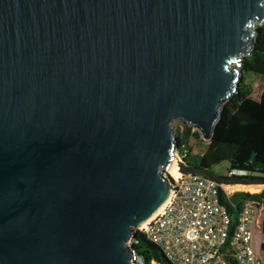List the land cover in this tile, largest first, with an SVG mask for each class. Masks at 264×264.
<instances>
[{
    "label": "water",
    "instance_id": "95a60500",
    "mask_svg": "<svg viewBox=\"0 0 264 264\" xmlns=\"http://www.w3.org/2000/svg\"><path fill=\"white\" fill-rule=\"evenodd\" d=\"M263 22L264 0H0V264H132L171 122L211 140Z\"/></svg>",
    "mask_w": 264,
    "mask_h": 264
},
{
    "label": "built area",
    "instance_id": "2783aa9c",
    "mask_svg": "<svg viewBox=\"0 0 264 264\" xmlns=\"http://www.w3.org/2000/svg\"><path fill=\"white\" fill-rule=\"evenodd\" d=\"M177 175L163 171L170 193L163 206L134 231L161 248L175 264H227L233 257L237 264H264L262 252L254 245L261 229L263 204L258 199L242 203L233 235L227 242L230 218L219 202L220 184L201 175L184 174L177 165L187 153L175 155ZM189 166V165H188ZM246 176L247 172L231 170L228 176ZM134 240L128 243L132 248ZM227 242V244H226ZM132 264H148L132 248ZM150 264H158L151 261Z\"/></svg>",
    "mask_w": 264,
    "mask_h": 264
},
{
    "label": "trees",
    "instance_id": "16d2710c",
    "mask_svg": "<svg viewBox=\"0 0 264 264\" xmlns=\"http://www.w3.org/2000/svg\"><path fill=\"white\" fill-rule=\"evenodd\" d=\"M240 63L242 78L236 91L222 104L220 117L204 154H191L188 145L191 136L189 127L181 133H175L177 150L187 153L185 161L191 167L211 169L227 162L230 170L247 172L245 177H250L249 173L264 174V89L259 98L254 99L252 86L245 80V76L252 74L264 77V22L256 26L250 53ZM194 134L198 136L197 132ZM225 185L220 184L218 191L219 202L230 218L227 242L233 235L242 203L247 199H258L263 204L260 250L264 255V191L253 194L250 191H237L228 194L223 187ZM132 239V248L146 263L150 264L153 260L158 264H175L142 232L134 231ZM226 259L227 264H237L233 257Z\"/></svg>",
    "mask_w": 264,
    "mask_h": 264
},
{
    "label": "rangeland",
    "instance_id": "374dc122",
    "mask_svg": "<svg viewBox=\"0 0 264 264\" xmlns=\"http://www.w3.org/2000/svg\"><path fill=\"white\" fill-rule=\"evenodd\" d=\"M245 80L247 83H249L252 86V97L254 99L259 98L260 93L264 89V77L260 76V75L252 74V75L245 76ZM188 127L190 128V133H191V136L188 140V145L191 148V154L200 156V155L204 154V152L206 151V149L208 147V141H205L202 138V135L199 132V130L196 127H194L192 124L183 122L181 120L179 121V119H174L171 122V128H172L174 135H176L175 133H178V132L181 133L183 130H186ZM195 132L198 133V136H196L194 134ZM212 169L215 173L220 174L222 176H228L229 172L231 171L229 168V164L227 162H223L220 165L213 167ZM249 175H250V178H263L264 179V174L260 175V174H256V173H249ZM232 185H235V183L234 184L231 183V184L223 186L225 191L228 194H233L234 192H237V191H246V190L231 191L229 189V187ZM242 185L259 186L260 187L255 192L247 191V192L252 193V194L264 191V182H253V183L242 184ZM260 231H261V229H259L256 232L257 233V241L260 238V235H259ZM255 241H256V238H255Z\"/></svg>",
    "mask_w": 264,
    "mask_h": 264
},
{
    "label": "bare ground",
    "instance_id": "6f19581e",
    "mask_svg": "<svg viewBox=\"0 0 264 264\" xmlns=\"http://www.w3.org/2000/svg\"><path fill=\"white\" fill-rule=\"evenodd\" d=\"M177 166H176V163L174 162L172 164V166L170 167L169 171L172 173V174H175L177 175ZM258 188H260L259 186H245V185H242V184H235V185H232L229 187V189L231 191H234V190H246V191H250V192H255ZM162 207V206H161ZM159 211V210H158ZM157 213V212H156ZM155 215V214H154ZM153 215V216H154ZM152 216V217H153ZM148 221V220H147ZM145 223V222H144ZM142 225V224H141Z\"/></svg>",
    "mask_w": 264,
    "mask_h": 264
},
{
    "label": "crops",
    "instance_id": "0c3cea01",
    "mask_svg": "<svg viewBox=\"0 0 264 264\" xmlns=\"http://www.w3.org/2000/svg\"><path fill=\"white\" fill-rule=\"evenodd\" d=\"M259 235H260V238L257 241V233L255 234V237H254V245H255V248L261 252V250H260V246H261V243H262L261 231H260V234ZM255 238H256V241H255Z\"/></svg>",
    "mask_w": 264,
    "mask_h": 264
},
{
    "label": "flooded vegetation",
    "instance_id": "af4514ba",
    "mask_svg": "<svg viewBox=\"0 0 264 264\" xmlns=\"http://www.w3.org/2000/svg\"><path fill=\"white\" fill-rule=\"evenodd\" d=\"M210 170H212L213 171V169L211 168Z\"/></svg>",
    "mask_w": 264,
    "mask_h": 264
}]
</instances>
